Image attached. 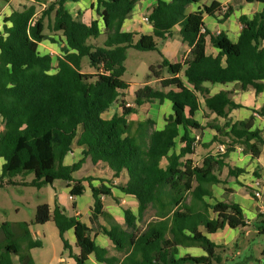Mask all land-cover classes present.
I'll use <instances>...</instances> for the list:
<instances>
[{
  "label": "trees",
  "instance_id": "1",
  "mask_svg": "<svg viewBox=\"0 0 264 264\" xmlns=\"http://www.w3.org/2000/svg\"><path fill=\"white\" fill-rule=\"evenodd\" d=\"M76 1L30 0L2 19L0 187L4 178L7 184H16L13 177L32 173L30 182L20 184L40 188L63 180L70 196H80L85 191L84 182L89 184L90 178L76 179L73 173L89 156L93 164L105 163L113 177L126 172V182L115 187L134 196L138 208L136 214L123 208V225H103L102 196L118 200L109 187L90 184V226L57 205L52 210L47 204L38 205L34 223L52 221L63 249L75 264H88L90 255L101 264H222L226 248L210 241L204 232L213 233L225 226L245 227V217L234 201L214 199L210 204L205 198H214L213 184L224 183L219 171L236 146L253 158L259 156L264 130L253 128L252 118L233 122L227 117L229 110L240 105L226 90L204 96L203 103L224 118V123L207 122L202 126L194 114L200 108L198 93H208L205 84L236 81L243 89L250 86L255 93L263 90L264 0H244L263 7L250 16L238 17L240 31L235 41L223 30L211 33L205 25V15L223 23L232 14L230 6L224 11L215 0L192 11L188 7L201 0H155L147 13L151 32L137 37L132 31H123L122 24L139 0H95L97 18L89 22L77 19L66 7L67 2ZM174 26L180 27L189 51L179 62L162 59L159 68L150 66L145 83L133 93V105L126 106L122 91L129 84L122 76L127 49L158 50V40L169 37ZM53 34L62 36L65 42L55 59L37 50L43 40L55 42ZM98 37H103L101 43ZM207 41L217 50L215 55L206 52ZM83 58L92 72L84 71ZM152 79L158 80L159 88L148 83ZM154 100L171 102L172 114L162 129H154L148 118H127ZM117 102L121 112L103 118L102 114ZM257 113L264 115V105ZM205 127L215 131L212 141L224 143L226 150L206 155L198 165L189 157L195 140L190 131L198 134ZM177 138L182 145L175 151ZM73 144L82 148V157L65 164ZM236 172L228 169L231 175ZM148 211H152L151 218L146 220ZM259 216L253 226L261 233L264 214ZM69 229L74 232L77 254L71 252L64 238ZM94 234L105 235L118 254L99 246ZM41 245L33 238L28 223L19 222L16 229L10 222L0 223V264H34L30 250ZM179 246L198 247L204 254L179 255Z\"/></svg>",
  "mask_w": 264,
  "mask_h": 264
},
{
  "label": "crops",
  "instance_id": "2",
  "mask_svg": "<svg viewBox=\"0 0 264 264\" xmlns=\"http://www.w3.org/2000/svg\"><path fill=\"white\" fill-rule=\"evenodd\" d=\"M13 1L14 0H5V4L0 11L1 14H3L0 20H2L4 16L8 15L12 9H18L17 8L18 6L11 8L10 5L14 4ZM154 1L155 0H139L135 4L130 15L124 19L122 24V30L132 31L136 33V37L141 33L149 34L151 32L152 27L149 23H145L142 20V18L143 16L147 15ZM211 1L212 0H201V2L196 5H190L187 10L188 11L195 10L197 7H200L202 4H207V5L210 4ZM215 1H217L219 5L227 3V5L232 8V14L223 23H219L215 18L205 15L204 16L205 25L210 30L211 33H217L218 31L223 30L228 34V36L232 41H235L240 31V23L238 21V24L235 25L234 21H232L231 23L229 20L231 19L234 12L237 11L235 9L237 4L234 3L236 0H215ZM238 1L239 3L237 7L240 8H243L244 6H251L249 4H253L252 6H256V9H254L253 12L262 9L263 7V4H259V3H246L244 0H238ZM66 7L70 10V12L74 17H76L81 21L89 22L91 19L97 18V15L95 13V0H78L76 2H67ZM252 13L250 15H252ZM241 14H245V12ZM241 14H238V17ZM101 23H99L100 26ZM232 24H234V26ZM179 29H180L179 26H174L171 30L172 31L171 35L166 39L161 40V47L160 49H158L159 61H161L162 59H166L171 63L179 62L189 51V46L181 39ZM52 37H54L55 42H51L48 39L43 40L38 44L37 50L40 54L49 53L52 55L53 59H55L57 55L61 54L60 47L63 46L65 42H64V38L60 35L53 34ZM206 52L212 55H215L217 53V50L210 45L209 41H207L206 43ZM87 72H92V69L88 70ZM163 75L166 76L167 75L166 72H164ZM144 83H142L141 85H143ZM148 83L154 88H159V82L157 79H152ZM141 85H136V87H134L133 89L131 87L130 88L128 87L126 90L122 91V93H124L123 99L126 101V103H129L131 106L133 105V93ZM204 86L208 89V93L206 92L198 93L200 108L194 114L195 120L198 121L200 125L204 126L207 124V122H218L220 124L224 123L225 121L224 118L217 117L212 111L208 110L203 103H204V96L212 95L220 90H226L231 92L232 100L240 105V107L229 110L227 117L233 122L252 118L253 128L264 130V115H259L257 113V109L262 105H264V87L260 93H255L253 87L247 86L245 89H243L240 86V84L236 81L227 82L224 84L221 83H217L213 85L205 84ZM149 105L151 106L165 105L167 108L165 110L162 109L158 110L156 108L150 109ZM112 107L114 108V113L119 114L121 112L120 102L115 103ZM141 111H143V113L139 115L136 119L134 115L135 116L138 115V113ZM171 114H172V108L170 101L164 100L160 102L158 100H154L152 102H147L143 104L138 108L136 113H133L129 116L132 117L133 119L135 118V120L137 121L148 118L153 121L154 129L160 130L165 126L166 119ZM129 116L127 117L128 119ZM182 132L183 130L182 128H180L179 133L182 134ZM214 134L215 131L209 127H205L201 133H198L199 140L198 142L195 143L194 152L189 157L194 161L195 153L202 152L204 155L199 162L194 161V163L199 165L202 159L206 155L216 154L214 153V151L216 149L217 142L212 141V137ZM190 135L194 138L195 135L197 134L194 131H190ZM181 145L182 144L179 142L177 138L175 151H177ZM199 149L201 150L199 151ZM81 157H82V148L81 147L74 148L73 145L71 152H69L65 156L64 163L71 164L79 160ZM225 163L226 166H224L219 171V173H220V178L224 180V183L222 184L224 186L223 188H225L226 191L229 192V199L228 198L226 199L234 201L235 203L240 205L247 226L235 228V230L237 231H235V233H232V235H230L231 232L224 231L227 229L228 230L233 229L228 226H225L222 229H219L213 233L204 232V234L210 241L214 242L215 244H219V245H223L224 247H227L232 242L236 243L238 237L241 234L244 235L249 234L250 230H252V232L254 230L258 232L255 226H252L255 228L254 230L251 229V225L252 224L254 225L256 219L259 220L260 217L259 215L264 214V146L259 156L256 158L251 157L249 154H244L242 152V148L240 146H236L235 149L228 154L227 158L225 159ZM161 164L164 165L165 161H162ZM228 169L237 172L236 174L233 173L231 175L228 173ZM80 171L81 172L83 171L81 175H79ZM73 177L76 179L89 177L90 178L89 184L91 186L102 187L103 185L105 187H109L113 196L117 198L118 201L117 202L114 201L115 202L114 204L111 203L106 204L105 203L106 197L102 196L103 212L100 217L101 224L106 226L115 225V224L123 225L124 223L123 208L125 207H128L133 214L137 213L138 203L135 197L129 194H125L115 187V185L117 184L126 182L127 180L126 172H121L118 177H113L112 170H110L105 163L97 162L96 164H93L90 157L87 156L81 168L73 173ZM254 179H260L262 182L261 198L259 199L252 197V195L250 196V194L247 191V188L250 189L251 183ZM230 182L231 184H229ZM65 184L69 192V187L67 186V182H65ZM89 184L87 182H84L85 191H89V194H91ZM217 185L218 184H213L211 186L212 192H213V188L216 187ZM69 197L70 199L74 198L70 195ZM207 202L212 204L210 201ZM90 207L91 206H89L87 209L83 211L80 208L76 207V204L75 207H73L72 205L73 212L70 215L77 216L78 219H80L81 221L85 222L88 226H90L88 220L90 215ZM83 215H85L87 218L86 219L83 218ZM138 224L139 222L137 221V225ZM220 231H223L224 235L217 234ZM64 238L71 246V252L77 254L78 249L75 247V237H74L73 229L67 230L64 233ZM93 238L99 246L107 248L111 254H118L113 249V244L111 243V241L105 235L94 234ZM178 254L179 255L189 254L192 256H198V255H203L204 252L200 248L194 246H179ZM60 260H62V258ZM62 261H64L66 264H75L74 259L70 257L69 254L68 257L63 258ZM87 263L101 264L95 260L93 255H90L88 257Z\"/></svg>",
  "mask_w": 264,
  "mask_h": 264
},
{
  "label": "rangeland",
  "instance_id": "3",
  "mask_svg": "<svg viewBox=\"0 0 264 264\" xmlns=\"http://www.w3.org/2000/svg\"><path fill=\"white\" fill-rule=\"evenodd\" d=\"M14 4L10 5L11 8L18 6L17 8H21L24 4H29L30 0H14ZM234 3L238 5L239 1L236 0ZM5 1L0 0V11L4 6ZM235 7L237 11L234 12L231 19L229 20L231 23L234 21V24H238V14L245 12V14L250 15L256 6H252L253 4H249L251 6H244L243 8ZM225 9L227 8V3L222 4ZM40 10L41 8L38 7ZM225 11V10H224ZM0 12V19L2 18ZM2 20H0L1 25ZM234 24H232L234 26ZM1 29V26H0ZM48 33V31H46ZM93 40V39H91ZM97 40L101 43L103 37H98ZM157 48L160 49L161 41H158ZM87 59L83 58V66L84 71L91 70L88 68ZM156 66L159 68V51L158 50H136L133 48H129L126 51V59L124 62V73L122 79L128 82L129 88L132 89L136 87V85H141L145 82V76L148 73V69L150 66ZM165 71L163 70V73ZM150 109H162L165 110L167 107L165 105L162 106H151ZM154 111V110H153ZM114 113V108L111 107L109 110L105 111L102 114L103 118H108ZM143 111L139 112L138 115H134L137 119L139 115H141ZM129 116V120L137 121ZM74 148H78L76 144H73ZM201 149H199L200 151ZM216 152V149L214 153ZM202 152H197L194 155V161L199 162L203 157ZM2 160L0 159V165ZM86 170V169H84ZM83 171L79 173L81 175ZM78 175V176H79ZM33 174L30 173L24 177L16 176L12 179L14 181H18L16 184H7L5 181L7 178H4V185L0 187V223L2 222H10L14 229L17 228V224L19 222H26L29 225V229L33 238L39 239L42 242L41 247H35L30 250V254L33 258L34 264H66L63 258L68 257V251L63 249V245L61 239L58 235V230L55 227L52 221H48L45 224H35L34 216L36 212V207L41 204H47L52 210L55 205L59 206L61 209L65 211L66 214H71L73 212L72 205L76 204V207L81 210L87 209L92 204V197L89 194V191H84L80 196H76L73 199H70L69 192L67 190L66 184L63 180H56L52 185H44L40 188L29 184H20L21 181L30 182L33 179ZM231 184V182L229 183ZM222 184H218L213 188L214 198H206L207 201L214 203V199L216 200H224L226 198L229 199V192L225 191V188ZM222 189V190H219ZM118 191V190H117ZM223 191V192H222ZM250 196L252 195L250 189L247 188ZM253 197V195H252ZM255 198V197H254ZM105 203L114 204V200L107 196ZM152 211L146 212L144 217L146 220L150 219V214ZM83 218H87L83 215ZM251 229H255L252 227ZM247 229V228H246ZM243 229V230H246ZM235 233V229L224 230ZM219 235H224L223 231L218 232ZM228 247V248H227ZM225 247L226 251L222 252L223 263L222 264H262L264 259V232L258 233L256 230L252 232L249 231V234H241L237 242H232L229 246ZM62 258V260H60ZM15 258V262H16Z\"/></svg>",
  "mask_w": 264,
  "mask_h": 264
},
{
  "label": "built area",
  "instance_id": "4",
  "mask_svg": "<svg viewBox=\"0 0 264 264\" xmlns=\"http://www.w3.org/2000/svg\"><path fill=\"white\" fill-rule=\"evenodd\" d=\"M223 9L225 10V7H223ZM142 20L145 23H149L147 15L143 16ZM125 105L131 106L129 103H126ZM198 140H199V135L197 134L195 135L193 146L195 145L196 142H198ZM225 150H226V145L224 143H217L216 152H215L216 154H222L225 152ZM261 186H262V182L260 179H254L251 183L250 191L253 197H255L256 199L261 198Z\"/></svg>",
  "mask_w": 264,
  "mask_h": 264
}]
</instances>
